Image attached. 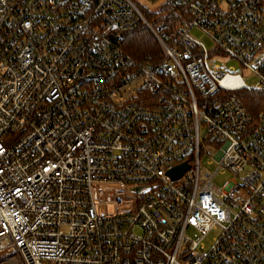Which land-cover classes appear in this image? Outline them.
I'll return each instance as SVG.
<instances>
[{"label":"built area","instance_id":"obj_1","mask_svg":"<svg viewBox=\"0 0 264 264\" xmlns=\"http://www.w3.org/2000/svg\"><path fill=\"white\" fill-rule=\"evenodd\" d=\"M163 3L178 26L139 0H0L3 264H264V107L237 93L264 88V0ZM140 24L157 59L122 44Z\"/></svg>","mask_w":264,"mask_h":264},{"label":"trees","instance_id":"obj_2","mask_svg":"<svg viewBox=\"0 0 264 264\" xmlns=\"http://www.w3.org/2000/svg\"><path fill=\"white\" fill-rule=\"evenodd\" d=\"M145 19L153 26L158 28L164 25H176L181 23V18L186 14L182 8H179L167 3H163L156 11H143ZM122 44L132 56L144 59H157L160 54V49L156 40L151 35L150 31L140 24L136 28L126 32ZM238 97L243 106L252 114L256 122L259 113L264 107V88H255L252 90H238ZM3 257H0V264H3Z\"/></svg>","mask_w":264,"mask_h":264},{"label":"rangeland","instance_id":"obj_3","mask_svg":"<svg viewBox=\"0 0 264 264\" xmlns=\"http://www.w3.org/2000/svg\"><path fill=\"white\" fill-rule=\"evenodd\" d=\"M142 4H144L148 9H151L152 11H156L159 6H160V2L162 0H158L157 2H152L150 0H139ZM190 33L192 34L193 37H195L197 40H199L200 42H202L208 49L213 48V42L211 41V39L204 33L200 32L197 29H191ZM216 63L219 64L222 69H226L228 68L229 70H237L241 76L243 77V79L246 81V83L250 86L255 85V83L258 81V78L253 75V73L251 71H249L247 68L242 67L236 60L234 59H225L223 57H219L216 59ZM232 68V69H231ZM211 158L208 155H205L202 160H201V164H202V168H201V172H212L215 167V161H212L211 163H209L208 161H210ZM243 175V173L241 174ZM239 178L236 177L235 175H233L231 172L229 171H219L217 172L213 178H212V182L214 185L221 187L222 184L225 181H238ZM215 231L211 232L208 237L205 239V243H208V241L215 235ZM17 260L18 263L17 264H23L21 262V260L18 258L17 256ZM3 263V262H2Z\"/></svg>","mask_w":264,"mask_h":264},{"label":"water","instance_id":"obj_4","mask_svg":"<svg viewBox=\"0 0 264 264\" xmlns=\"http://www.w3.org/2000/svg\"><path fill=\"white\" fill-rule=\"evenodd\" d=\"M186 167H187L186 163L179 164V165L175 166L174 168H172L171 170H169L168 174L172 178H177L178 176H180L182 174V172L186 169Z\"/></svg>","mask_w":264,"mask_h":264}]
</instances>
